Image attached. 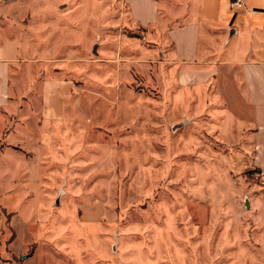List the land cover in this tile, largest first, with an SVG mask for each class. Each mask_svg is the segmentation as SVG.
I'll use <instances>...</instances> for the list:
<instances>
[{"label": "rangeland", "instance_id": "rangeland-1", "mask_svg": "<svg viewBox=\"0 0 264 264\" xmlns=\"http://www.w3.org/2000/svg\"><path fill=\"white\" fill-rule=\"evenodd\" d=\"M14 3L48 81L37 71L20 94L36 109L0 135V240L18 213L28 264H264L249 135L215 82L174 66L163 27L135 22L125 0Z\"/></svg>", "mask_w": 264, "mask_h": 264}, {"label": "crops", "instance_id": "crops-1", "mask_svg": "<svg viewBox=\"0 0 264 264\" xmlns=\"http://www.w3.org/2000/svg\"><path fill=\"white\" fill-rule=\"evenodd\" d=\"M125 1L135 22L163 27L173 44L174 66L184 71L187 81L215 82V96L224 102L229 122L241 131L237 137L243 140L248 133L254 161L264 173V0H245L241 9H234L232 0ZM14 4L0 0V135L14 126L20 113L36 109L27 105L33 96L20 94L36 88L37 71L39 80L48 81L44 59L26 58L27 46L8 18ZM4 153L0 150V156ZM6 220L1 210L0 234L8 228ZM17 222L25 224L18 213L10 218L15 234L0 240V264H28L36 255V250L29 254L27 247L18 248Z\"/></svg>", "mask_w": 264, "mask_h": 264}, {"label": "built area", "instance_id": "built-area-1", "mask_svg": "<svg viewBox=\"0 0 264 264\" xmlns=\"http://www.w3.org/2000/svg\"><path fill=\"white\" fill-rule=\"evenodd\" d=\"M246 5L245 0H232V7L234 9H241L244 8ZM262 175L264 177V173L262 172Z\"/></svg>", "mask_w": 264, "mask_h": 264}]
</instances>
